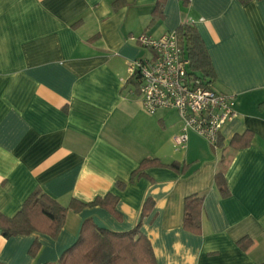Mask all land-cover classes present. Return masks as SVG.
I'll list each match as a JSON object with an SVG mask.
<instances>
[{
  "label": "crops",
  "instance_id": "crops-1",
  "mask_svg": "<svg viewBox=\"0 0 264 264\" xmlns=\"http://www.w3.org/2000/svg\"><path fill=\"white\" fill-rule=\"evenodd\" d=\"M0 0V212L14 215L26 197L44 192L68 206L112 193L115 213L99 205L68 210L55 238L35 232L3 237L0 262L56 264L91 219L112 231L149 239L156 264H260L264 261V0H166L149 25L156 0ZM194 26L220 92L233 95L236 115L213 146L188 130L174 109L148 113L128 64L151 57L138 36L157 38ZM250 143L233 148L235 134ZM220 142V145H219ZM173 161L182 171L149 166ZM222 172L229 195L214 176ZM124 183L119 189L117 183ZM203 196L201 228L183 226L184 199ZM147 199L152 207L143 218ZM249 238L246 249L238 245ZM39 243L36 255L29 249Z\"/></svg>",
  "mask_w": 264,
  "mask_h": 264
},
{
  "label": "trees",
  "instance_id": "trees-1",
  "mask_svg": "<svg viewBox=\"0 0 264 264\" xmlns=\"http://www.w3.org/2000/svg\"><path fill=\"white\" fill-rule=\"evenodd\" d=\"M119 1L114 2V8L118 6ZM239 1L246 4L251 0ZM165 2L166 0H156L149 25L163 17ZM183 3H187V0H184ZM174 33L184 49L188 60V69L192 73L200 72L204 76H213L209 55L197 29L191 24L181 23ZM127 82L133 84L137 90V83L133 77H129ZM250 139L251 133L248 131L235 134L230 141V146L233 148L245 147L250 143ZM149 166L169 167L178 171H182L184 167L176 161L163 164L158 159L145 158L132 172L130 181L146 176L144 169ZM214 183L222 197L229 195L228 185L222 172L215 174ZM116 185L121 189L124 183L118 182ZM117 201L118 196L109 193L104 198H96L88 204L73 199L68 206H63L44 192H33L26 197L20 209L14 215L6 216L0 212V231L5 238L29 235L35 232L44 233L55 238L64 225L68 210L79 212L86 206L99 205L115 213L114 208ZM202 203V195L191 194L185 197L184 228L193 232L200 231ZM152 205L151 199L144 202L142 218ZM140 226L141 220L132 229L112 231L98 227L91 219H85L81 224L76 241L62 252L56 264H156L152 245L149 239L140 231ZM250 244L251 240L249 238L244 237L238 240V245L243 249L249 247ZM38 249L39 243L33 242L29 249L30 255H36ZM0 264L4 263L0 262ZM260 264H264V261Z\"/></svg>",
  "mask_w": 264,
  "mask_h": 264
},
{
  "label": "built area",
  "instance_id": "built-area-1",
  "mask_svg": "<svg viewBox=\"0 0 264 264\" xmlns=\"http://www.w3.org/2000/svg\"><path fill=\"white\" fill-rule=\"evenodd\" d=\"M137 40L151 51V57L128 64L143 108L150 114L167 108L178 113L183 123L181 133L174 137L178 148L185 147L188 130L216 146L220 130L236 115L234 96L217 91L207 76L188 69L184 49L174 32L157 38L141 34Z\"/></svg>",
  "mask_w": 264,
  "mask_h": 264
}]
</instances>
